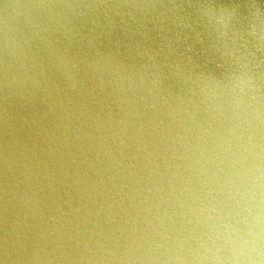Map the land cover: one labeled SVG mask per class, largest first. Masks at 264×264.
<instances>
[{"label": "water", "instance_id": "1", "mask_svg": "<svg viewBox=\"0 0 264 264\" xmlns=\"http://www.w3.org/2000/svg\"><path fill=\"white\" fill-rule=\"evenodd\" d=\"M0 264H264V0H0Z\"/></svg>", "mask_w": 264, "mask_h": 264}]
</instances>
